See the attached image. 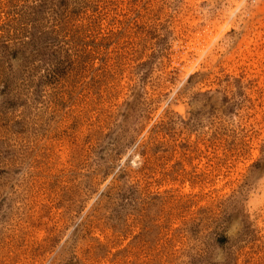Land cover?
I'll use <instances>...</instances> for the list:
<instances>
[{
	"label": "rangeland",
	"instance_id": "374dc122",
	"mask_svg": "<svg viewBox=\"0 0 264 264\" xmlns=\"http://www.w3.org/2000/svg\"><path fill=\"white\" fill-rule=\"evenodd\" d=\"M0 264H264V0H0Z\"/></svg>",
	"mask_w": 264,
	"mask_h": 264
}]
</instances>
